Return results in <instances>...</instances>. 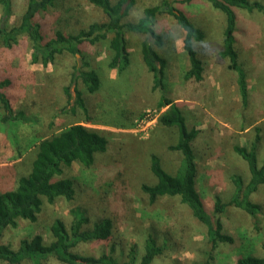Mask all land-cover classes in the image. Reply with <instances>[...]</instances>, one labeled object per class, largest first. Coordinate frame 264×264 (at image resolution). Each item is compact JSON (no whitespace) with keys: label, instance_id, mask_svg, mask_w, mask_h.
<instances>
[{"label":"rangeland","instance_id":"obj_1","mask_svg":"<svg viewBox=\"0 0 264 264\" xmlns=\"http://www.w3.org/2000/svg\"><path fill=\"white\" fill-rule=\"evenodd\" d=\"M160 1L137 0L127 12L125 21L136 22L145 7ZM259 1L264 3V0ZM59 2L58 7L68 6L73 11L69 20L79 23L76 28L107 19L105 13L88 0ZM173 5L184 11L205 33L203 41L195 42L206 69L202 82L184 80V73L190 67L183 49L186 32L176 18L166 12L158 16L155 25V30L163 37V46H156L147 34L126 33L130 60L121 71L110 68L112 35L93 45L84 42L77 47L79 52L59 55L54 64L46 67L32 63V47L27 38L20 37L19 43L12 47L0 41V72L13 79L8 93L13 98L15 112L24 113L21 120L3 122L4 110L0 106V191L15 188L18 179L29 173L35 156L33 146L41 138L77 122L111 133L107 151L95 155L91 168H83L78 163L72 165L71 173L77 184L76 199L58 198L54 204L44 201L37 222L20 220L16 228L3 232L4 243L17 249L21 239L37 234L50 242L49 225L53 219L59 216L71 222L73 208L77 207L89 217L113 219L124 238V255L134 244L142 254L145 239L155 227L159 238L169 233L172 242L152 264H192L204 258L206 229L190 209L177 197H162L149 205L141 191L142 183L154 182L149 170L151 153L160 157L168 173L173 174L178 168L182 155L168 148L177 142V130L161 126L158 119L145 126H139V121L144 112L156 110L157 101L163 97L182 96L184 100L180 103L188 128L199 130L194 141L198 191L211 213L216 198L229 203L235 194L232 177L241 176L244 183L250 178L249 164L233 147L251 149L256 144L258 165L264 160V16L238 11L242 28L237 37L241 49L245 50L244 60L241 58L240 62L247 71L249 87L248 105L244 106L236 72L228 69V58L220 56L224 14L203 0ZM25 9V0H8L7 4L0 0V31L19 25ZM62 10L64 8L53 13L41 12L35 18L47 38L53 36ZM144 41L150 42L166 61L163 89H153L154 77L141 52ZM80 69L97 72L100 82L96 92L89 93L81 80L71 83L72 74ZM65 88L69 89L70 98ZM76 91H80L87 113L76 105ZM251 198L262 206L256 219L233 205L227 206L222 214L226 227L236 239L233 245L219 246L216 252L219 264H235L238 256L259 251L264 242V186H260ZM108 249L104 242H91L79 244L74 251L97 255ZM21 264L32 262L24 260ZM45 264L63 263L51 257Z\"/></svg>","mask_w":264,"mask_h":264},{"label":"trees","instance_id":"obj_2","mask_svg":"<svg viewBox=\"0 0 264 264\" xmlns=\"http://www.w3.org/2000/svg\"><path fill=\"white\" fill-rule=\"evenodd\" d=\"M59 1L63 0H25L26 9L20 24L13 26L10 30L0 31V41L7 47H12L19 43L20 37L27 38L31 42L32 63L46 67L54 64L59 55L66 52H79L77 47L84 42L93 45L107 40L108 35H112L109 42L113 51L110 68L121 71L126 68L130 60L126 33L147 34L156 46H163V37L157 33L155 25L158 16L166 12L174 16L186 32L183 49L188 56L190 67L184 73V80L204 81L206 69L195 42L203 41L205 33L190 20L184 11L173 5L174 3L189 4L193 0H161L155 5L145 7L143 15L136 22L125 21V17L137 0H131L123 15L121 7L126 0L116 2L88 0L90 4L100 8L107 19L104 22H92L86 26H79V29L76 28L79 23H70L69 19L73 17L71 14L73 11L68 6L59 5L58 7ZM203 1L208 2L225 16L223 49L220 56L228 58V69L236 72L241 101L244 106H247L249 87L247 71L240 62L245 50L241 49L237 37L242 28L239 26L238 11L260 13L264 16V3L259 0ZM3 3L7 4L8 0H3ZM62 8H64L60 11L62 17L55 22L54 34L47 38L42 25L36 22L35 18L41 12L53 13ZM141 52L148 70L154 77L153 89H163L165 59L148 41L142 43ZM78 80H81L89 93H94L99 88L100 79L95 70H77V73L71 76V83H76ZM13 83L10 75L0 72V106L4 110L3 122L11 123L24 117L22 111L15 112L13 98L8 93ZM65 92L70 98L68 88H65ZM76 105L87 113L80 91H76ZM155 109L159 111L158 124L177 130V142L168 148L179 152L182 158L175 173L170 174L162 166L160 157L151 153L149 170L154 182L142 183L141 191L145 194L149 205H154L162 197L179 198L181 203L190 209L193 217L206 229L205 256L192 264H219L216 257L219 246L233 245L236 239L223 221L222 214L227 206L233 205L255 219L262 211V206L253 201L251 196L260 186H264V160L261 165H258L256 144L251 149L235 145L234 151L249 164L250 178L247 183H244L241 176H233L232 182L235 186L233 199L229 203H222L219 198H216L215 209L211 213L198 191L194 141L199 130L188 128L187 118L180 103L170 98L163 97L158 100ZM84 123L70 124L51 136L41 138L33 146L36 148L35 156L29 173L18 179L15 188L0 191V262L21 264L24 260H30L32 264H45L47 259L53 257L63 264H152L172 242L169 233H164L159 238L155 227H152L145 239L143 253L140 254L138 245L134 244L124 255L122 252L124 238L113 219L107 216L89 217L77 207L73 208L71 222L59 216L53 219L49 225L50 242L40 234L21 239L17 249L2 241L3 232L8 228H16L20 220L36 223L44 201L54 204L58 198L67 201L76 199L77 184L71 173L72 165L78 163L83 168H91L95 162V155L106 152L110 144V132L86 126ZM257 130L259 131L260 127H257ZM91 242H104L109 249L97 255L80 254L74 251L79 244ZM235 264H264V242L259 251H250L238 256Z\"/></svg>","mask_w":264,"mask_h":264},{"label":"built area","instance_id":"obj_3","mask_svg":"<svg viewBox=\"0 0 264 264\" xmlns=\"http://www.w3.org/2000/svg\"><path fill=\"white\" fill-rule=\"evenodd\" d=\"M159 117V111L157 110H148L143 113L141 120L139 121V126H145L150 123L155 122Z\"/></svg>","mask_w":264,"mask_h":264},{"label":"water","instance_id":"obj_4","mask_svg":"<svg viewBox=\"0 0 264 264\" xmlns=\"http://www.w3.org/2000/svg\"><path fill=\"white\" fill-rule=\"evenodd\" d=\"M130 3H131V0H126L124 3H123V5H122V7H121V14L123 15L124 14V12H125V10L128 8V6L130 5Z\"/></svg>","mask_w":264,"mask_h":264},{"label":"crops","instance_id":"obj_5","mask_svg":"<svg viewBox=\"0 0 264 264\" xmlns=\"http://www.w3.org/2000/svg\"><path fill=\"white\" fill-rule=\"evenodd\" d=\"M172 99V98H171ZM172 100H174L175 102H177V103H180V102H182V100H184L183 99V97L182 96H176L175 98H173ZM180 105H181V103H180ZM181 108H182V106H181ZM255 122V121H254ZM253 122V123H254ZM82 123V122H81ZM248 128V127H247Z\"/></svg>","mask_w":264,"mask_h":264}]
</instances>
